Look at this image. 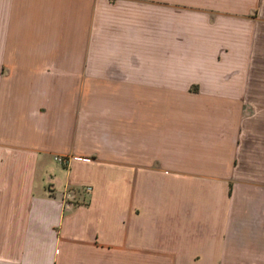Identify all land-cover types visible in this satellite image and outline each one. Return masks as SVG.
Wrapping results in <instances>:
<instances>
[{"label": "crops", "instance_id": "1", "mask_svg": "<svg viewBox=\"0 0 264 264\" xmlns=\"http://www.w3.org/2000/svg\"><path fill=\"white\" fill-rule=\"evenodd\" d=\"M262 19L0 0V264H264Z\"/></svg>", "mask_w": 264, "mask_h": 264}, {"label": "rangeland", "instance_id": "2", "mask_svg": "<svg viewBox=\"0 0 264 264\" xmlns=\"http://www.w3.org/2000/svg\"><path fill=\"white\" fill-rule=\"evenodd\" d=\"M262 32H261V37H260V51L258 54H256V62L260 63L261 66L259 69H256L255 72L259 73L260 77H262V84L260 86L258 85H254L252 86V91L251 92H260V93H264V19H262ZM250 104V105H249ZM253 104L258 106V107H262L264 108V100H252V101H247V108H253Z\"/></svg>", "mask_w": 264, "mask_h": 264}]
</instances>
